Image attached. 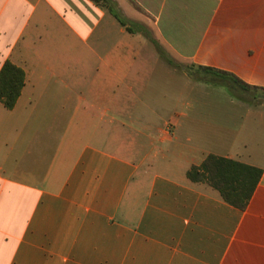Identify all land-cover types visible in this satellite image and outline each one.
<instances>
[{
    "label": "crops",
    "instance_id": "0c3cea01",
    "mask_svg": "<svg viewBox=\"0 0 264 264\" xmlns=\"http://www.w3.org/2000/svg\"><path fill=\"white\" fill-rule=\"evenodd\" d=\"M114 1L176 61L264 88V0ZM5 61L24 84L0 102V264H264L263 101L92 0H0ZM208 154L261 169L245 209L187 177Z\"/></svg>",
    "mask_w": 264,
    "mask_h": 264
},
{
    "label": "trees",
    "instance_id": "16d2710c",
    "mask_svg": "<svg viewBox=\"0 0 264 264\" xmlns=\"http://www.w3.org/2000/svg\"><path fill=\"white\" fill-rule=\"evenodd\" d=\"M92 1L105 5L128 32H141L153 44L160 57L171 66L184 71L191 79L228 87L235 97L249 102H257L258 95L255 91L264 92V88L251 86L228 71L176 61L145 25L127 20L114 0ZM23 84L24 71L11 62L5 61L0 68V102L5 108L11 109L14 106ZM245 93L251 95L247 96ZM261 173L258 167L231 158L208 154L199 165L191 166L186 175L191 181L204 182L213 187L226 203L243 210L254 192Z\"/></svg>",
    "mask_w": 264,
    "mask_h": 264
},
{
    "label": "rangeland",
    "instance_id": "374dc122",
    "mask_svg": "<svg viewBox=\"0 0 264 264\" xmlns=\"http://www.w3.org/2000/svg\"><path fill=\"white\" fill-rule=\"evenodd\" d=\"M208 86H206V89H216L217 91H222L223 93H226L227 95L229 96H234L233 92L228 88V87H225V86H221V85H215V84H210V83H206ZM172 91H174L173 89H170V95L167 96V99H175V96L173 95ZM257 93V98L256 99H259L261 101L264 102V92L262 91H255ZM220 93H217L216 94V97L218 98ZM247 96H250L251 94H248V93H245ZM235 97V96H234ZM258 100V101H259Z\"/></svg>",
    "mask_w": 264,
    "mask_h": 264
}]
</instances>
